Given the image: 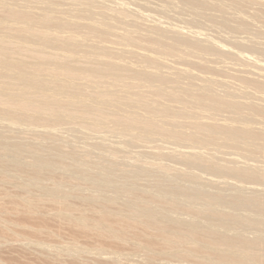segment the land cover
<instances>
[{
	"label": "bare ground",
	"instance_id": "bare-ground-1",
	"mask_svg": "<svg viewBox=\"0 0 264 264\" xmlns=\"http://www.w3.org/2000/svg\"><path fill=\"white\" fill-rule=\"evenodd\" d=\"M7 1L0 0V127L4 128V132L5 129L7 131L15 129V131H18L22 135L27 132L41 134L43 131H37L36 128L42 126L44 127L46 138L51 140L53 133L48 128L52 127L53 129L54 125L66 122L68 125L79 126L80 128L78 129H85L90 131V133L100 132L108 136L117 134L118 140L122 138L121 142L124 145L132 141L136 143L144 142L149 145L148 143L152 142L155 137H158L160 141H166L167 144L170 142L171 144L189 143L188 145H198V147H203L204 149L211 147L214 151L217 150L216 147L224 146L225 148L240 149L245 153H264V127L259 126L261 128L258 131L254 130L253 126L250 127L251 125H237L240 123L238 120L249 121L250 118H255L256 113L257 115L259 113L264 120V102L262 104H260L261 102L255 104L256 101L252 103V100L264 101V96H259L260 99L258 98V100L256 99V95L254 96L255 99H252L253 93H251L252 95L248 94L250 97L252 96L250 102V100L245 99L246 96L242 92V89H239V91L238 88L236 89V86L235 88L231 87L230 81L228 82L225 78V80L220 79V77L217 78L218 76L215 75L213 77L214 73L208 76V74H205L206 72H203L205 75L198 73L197 75L194 73L195 71H190L185 65V67H181L185 63L184 61H186L199 69H208L211 72L221 73L227 63L224 64L225 67H223V64L222 66L218 65L222 68L212 66V64H217L218 62L220 64V60L223 57L224 61L227 58L234 57L235 60L247 62L248 59L245 60L243 55L238 57L243 53L239 52L237 56L232 50H226L222 45L220 47L201 37V39L198 38V35L195 36V33L194 36L192 34L185 35L183 31L181 32V29L179 31L175 28L171 30L173 29L172 27L171 29L170 27L169 29L168 27L164 28L163 25L158 26L159 23L156 26V23H151L154 26H149L147 23L141 24L140 21L142 19H138V21L137 19H132V16H129L132 17L131 19L122 17V15H125L123 11L126 10L123 5L119 7L118 11L105 6L109 9V11L105 12L102 4L106 3L104 0L102 2H99V0H22L23 5L33 4L36 6L35 11L27 9L28 7L26 8V6H11ZM182 1L190 4V8H193L196 12L201 8L203 10V7L207 8L205 10H208V8L218 9V13L224 9L221 3L214 2L215 0ZM231 5L235 9L245 8V5H250L251 7L254 5L264 9V1L262 0H234ZM94 6L104 9V11L101 10L99 13H95L92 10ZM182 8L184 9L185 7ZM241 11L244 12L245 10ZM161 12L163 13V11ZM247 12L250 13V11ZM226 17L220 15V13L219 16H211L212 19L215 18L220 21V26L229 28L231 23L228 21L229 17ZM239 17L241 18V16ZM239 17H231L236 21V25H233L231 31L234 29L237 31L247 30L250 27L249 21L247 24L243 18L240 19ZM127 18L129 21H127ZM134 18L136 17L134 16ZM115 23L126 27L128 24H131L132 27L130 26V28L134 29V31H130L127 28L125 30L121 25H116ZM144 24L145 26L147 25L146 29H143ZM115 25L122 27L121 30H117ZM136 27H142L148 34L146 32V34H139V31L135 30ZM149 32L155 36L149 35ZM164 34L170 35L173 43H166V39H163ZM109 37L112 39V42H109V46L112 43L118 45V47L120 46L119 49L114 45L113 47L116 48L114 50L105 44L108 42L104 43L105 39ZM138 37H142L141 40H143V37H153V39L157 37L154 40L152 39L151 43H148V48L155 49L154 52L157 51L155 54L164 52V56L167 54L174 55V52L176 53L178 50L182 55L179 53L177 56L182 57L177 58V62L180 59L184 60L183 63L181 62L180 64L179 62L180 67L173 68L172 65L168 67L167 64L171 63L170 59V63H166V66L169 69L173 68V70L168 71L169 69L164 67V62L167 61L166 58V61H163L164 58L161 60V58L155 57L156 55L136 51L137 48H128L131 45L135 46ZM158 37H161L165 43ZM239 38L241 39V36ZM111 39L109 38L108 40ZM234 41L237 42V40ZM241 43H238V45H244ZM245 44L247 45V43ZM253 44L255 45V43ZM146 48L143 49L146 51ZM179 48L183 50L179 51ZM189 49H197L203 53L212 52L211 54L208 53L209 57L212 54L214 55V53L218 57H214L213 59L212 56L211 58L208 57L210 60L212 59L210 61L212 64L209 63L212 67H209L202 63L200 59L198 60L193 50L197 61L193 59V61L188 60V58L187 61L183 53L187 54ZM187 55L193 56L190 53ZM125 56L128 59L130 58V61H134V59L139 61L142 66H138L139 63L136 64V61L133 63L136 66L131 63L117 61L119 60L118 57L123 58ZM204 58L206 59L205 56ZM172 59L175 60L176 58ZM177 62H175V65L178 64ZM162 67L168 72L163 71ZM255 67L257 68L254 72L260 70L262 73L258 71V75L260 73V75H264L263 65H256ZM236 68L234 72L238 70ZM225 70L228 71V68ZM226 71L223 69V72ZM199 72L201 73V71ZM236 72L239 73V70ZM250 72L252 73V71ZM228 73L225 75H231V72ZM245 74L246 72H244ZM248 74L245 75L246 77L238 74L241 77V83H245V85L243 84L246 86L245 88H247L248 84H251L256 89L264 91V83H262L264 76L258 77V79L260 78L259 80L263 78L260 82L253 76V73V75L249 74L253 78H248ZM237 78L235 79L237 80ZM181 80H185L184 83L186 81L187 83L179 87L177 83L181 84ZM192 80L198 81V84L196 83L197 85L194 86L191 83ZM168 84H172L173 86L168 87ZM219 87H221V89H218L220 93L218 90L217 92L215 91ZM231 88L237 91L233 92V89L230 90ZM260 91L255 92L261 94ZM237 92L244 94L243 96L241 93L244 101H239L241 97L237 96L240 95ZM148 97L151 99H148ZM238 97L239 99L237 100ZM162 98L167 100L168 103H161L160 99ZM168 100L181 106H172ZM221 113H225L228 116V119H222H226L227 121H222L221 123L207 121V119L214 120L215 117L212 116L221 115ZM202 115L206 116H203L204 120H195L197 116ZM179 118L190 120L187 124H184V127L187 125L189 130L181 129L183 126H179L182 124L178 121ZM196 119L199 120V118ZM45 126H47V129H45ZM58 127L55 126L54 129ZM4 132L0 131V166L3 169L0 172V188L10 186L19 194L14 197L15 194L14 196H12L13 194L9 195V193L5 194L3 190L2 197L4 200L10 201L13 207H20L30 214L36 210L42 201L46 200L56 208L54 215L57 218L77 223L83 228H91L103 233L107 232L117 239H122L125 233L123 229L119 230L115 227L117 223H122L123 227L141 229L148 239L153 240L145 245H139L136 249L137 253L141 255L144 264H155V260L160 259L161 261V259L168 258L177 261L175 263L172 261L174 264H178V262L185 264V261L187 262L188 260L197 261L198 264H264V220L262 218L264 216V195L255 191L252 194L250 192L251 195H244L241 194V189L235 191V195L212 193L201 189L199 183L203 182L200 178L201 176L199 177L198 174L188 172V170H177L173 173V176L189 180L193 183L192 185L182 186L171 180L172 169L167 166L162 164L153 166L152 164L149 165V162V164L147 162L142 164L138 160L131 161L133 163L129 161L131 164L122 163V160L119 162L116 160L117 158L113 159L111 157L117 151L114 153L111 151V156L103 159L104 163L108 168H116L117 171L120 169L123 171V174L127 172L137 176L143 174L149 175L148 173H150L152 176L155 173H152V169L157 168V170H160L162 179L156 180L155 188L161 190L164 196L154 199L152 194L140 192L132 185L122 187L111 186L109 188H111L112 194L109 196H103V194L101 196L97 191L94 194L92 193L93 195L77 196L78 203L83 207L89 208V210H82L68 203L73 194L63 190L64 188L62 189V182H70L71 185L78 184L77 182L79 181L75 180V176L69 175V171L74 173L81 172L83 175L84 173L88 174L87 176L90 180L93 179L95 182L103 169L100 167L95 171H90L89 169H85V167L83 168L85 166L83 163L91 155L92 150H80V152L68 150V153H59L56 159H51L43 155V151L40 150L41 145L37 147L34 144L28 146L20 142H12L11 140L9 142L10 138L8 141H4V138H8L7 136L5 137L6 134ZM42 136L38 135L37 137ZM141 144L143 145V143ZM104 145L103 143H94L90 147L92 149H103L105 148ZM193 145L190 147L191 149L187 146L190 150L186 147L185 151L182 150L183 148L177 150L179 148L175 146V148L167 150L161 147V150L165 149L167 152L164 153L163 150L162 152L158 151L156 155L174 158L184 167L191 168L190 170L194 168L192 171L198 168L209 176L224 178V181L219 180L220 184L221 182L225 185L227 184L225 178L256 182L252 184L264 183V168H256L257 166L254 163L255 167L247 163L245 167L232 166L235 162V159H233L235 155L231 158L232 162L230 159V166L222 164V161V163H218L215 159L218 156L217 154L216 156L213 155L214 160L212 154H210L212 158L206 157L202 152L195 150L196 147L194 146L195 148H193ZM121 146L123 145L121 144ZM213 149L212 152H214ZM240 150L238 151L241 152ZM207 153L209 154L208 151ZM216 153H218V150ZM24 154H28L26 157L30 158L27 160V163L22 161ZM66 154L72 156L68 162L64 159ZM247 157L250 156L247 155ZM55 164L58 166H55ZM236 164L239 165L238 163ZM8 170H15L18 171L16 174L25 175L26 181L20 182V180H17L19 179L18 177L14 179V177L9 175ZM157 170H155L156 175L159 172ZM15 171L10 172L13 173ZM206 179H209L208 183L214 184L216 181L213 179L210 181V178ZM46 180L51 182V187L45 186L44 181ZM73 180L76 182H73ZM90 180H88L87 185L90 187L93 185L96 188L95 190L98 189V191L102 188L101 183L96 185L94 183L88 184L92 182H89ZM83 182L85 181L81 183ZM215 185H217L216 182ZM257 186L260 185L258 184ZM177 196L183 197L186 204H188L185 207H181V209L183 208L184 213L189 217L187 215V217H175L174 211L180 208L178 198L176 199ZM149 199L153 200L154 204H156V201L164 205L167 208V210L165 209L167 212L165 214L159 212L157 207L160 205L156 204V206H159L155 207L154 204L149 203ZM221 208L224 210H226L225 208L227 210L230 209L232 212L224 211ZM235 210L237 212L238 210L239 212L240 210L244 211L245 214H236L233 212ZM170 212L173 214L171 215ZM197 218H201V220L207 222V225L200 223ZM239 230L242 232H244L243 230H249L253 234L252 236L249 235V237L245 234L243 235ZM61 251L66 253L72 252L73 255L79 253L78 250L71 247H62ZM113 260L118 261L119 257L114 256ZM165 262L170 263L168 260Z\"/></svg>",
	"mask_w": 264,
	"mask_h": 264
},
{
	"label": "rangeland",
	"instance_id": "rangeland-1",
	"mask_svg": "<svg viewBox=\"0 0 264 264\" xmlns=\"http://www.w3.org/2000/svg\"><path fill=\"white\" fill-rule=\"evenodd\" d=\"M95 1H98V0H95ZM107 1H109V2H107ZM171 1L173 2V4H171L172 3ZM171 1L170 0H106V1L104 0V2H106V3H102V4L104 6L105 12L109 11V9L118 11L119 7L121 5H123V7L126 9L123 12H125V15L127 13V15L126 16L122 15V17H125V18L128 17L130 19L133 17L132 19H135V20L136 19L137 20L138 19H140V20L142 19V21L146 20L147 22L146 21L145 22L144 21L143 22L140 21V22H141V24H143V23L146 24L147 23V25H149V26L150 25L154 26L153 24H155V23H156L155 24V26H156L159 23L158 26H162L163 25L164 28L168 27V29H169V27H170V29L172 27L173 29H171V30H174V28H175V29H178V31H179V29H181V32L183 31V33H185V35H191L192 34V36H194V33H195L196 34L195 36L198 35L197 36L198 38L201 37L202 39L208 40L210 43H212V44L214 43V45L217 44V46L219 45L220 47L222 45V47L224 46L226 48V50H230V51L232 50V52L235 53L236 55L239 54V52L243 53V54H240L239 56L238 55L237 56L240 57V56L243 55L245 60L248 59L247 62L238 61V59L235 60L234 57L227 58V56H225L227 58V59H225V61H227V62L224 61V57H223V59L220 57L221 60H222V61L220 60V62H221L220 64H219V62L217 64H212V62H210V61H212V59L214 57H218L217 55H215V53H214V55L212 54L209 57V54H211L212 52H210V53L208 52L209 53L208 54V53H205V52L203 53L202 51H198L197 49H195V50L194 49H189L190 51L188 50V53L192 54L193 56L187 55L188 53L185 54V52L183 53L184 54L183 56H185L184 58H186V60L188 58V60L189 59L190 60L193 59L194 61H197V59H196V56H197L198 60L200 59V61L202 63H204L205 65H208L209 67L211 66V64H212V66L214 65L216 67H220L223 64V67L226 66L225 68H223L224 71H226L225 69H227V68H228V71L223 72V69H222L221 73H223V74H221L220 72H211V70L208 71V69H199L198 67H196L194 65H190L189 63H187L184 60L178 59L180 64H181V62L183 63V61L186 63V64L184 63L181 66L179 64V62H177V58L182 57V56H179V57L177 56L180 53V52H178V50H177L178 53L176 52L177 53L176 54L174 52V55L173 54H167V55L164 56V52H161V53L159 52L158 54H155L157 52V51L154 52L155 49L148 48L149 47L148 43L149 42L151 43L153 37H150L151 39L149 37H143V40H141L142 37H138V39L140 38L139 39L140 42L137 39V43L135 44L134 47H133V45L128 47V48L132 47L131 49H136L137 48L136 51L138 50V51H141V52L143 51L145 53H149L151 55L153 54L154 56L156 55L155 57H159V59L161 58V60L164 58L163 61H166L165 60V58H166L167 61L164 62L165 63L164 67H166V69H169L168 67H170V65H172L173 68H176L178 66L179 67L180 66L181 67H185L186 66V68H188L190 71H193V72L195 71L194 72L195 74H197V73L198 74H203V72L204 73L206 72L205 73L206 75L208 74V76L209 75L211 76V74L214 73L213 77L218 76L217 78L220 77V79L221 78L222 79L225 78L228 82L230 81L229 83H231L230 84L231 87L235 88V86H236V89L237 88H238V90L242 89V92L246 96L245 99L246 100H250V102H251L252 99H255V97H254L255 95H256V99H258L259 96H261V97L264 96V94H263L264 91L262 89H261L262 91H260V90L256 89L255 87H253L251 84H248V86L249 85H251V86H249V87L247 86V88H245L246 87V86H244L245 83H243V82L241 83V80H240L241 77H239V75H238V74H240V75L243 76L244 72H246V74L249 73L250 75L253 73L254 75L253 74L252 75L254 77H256L257 79H258L259 76H260V78H261V76H264V75H260L262 73L260 70H258V71L261 72L259 75H258V73H259L258 71H255L256 73L254 72V70H256V68H257V67H255L256 65H261V66L263 65L264 66V41H263L264 40V16H263L264 15V9L258 8V7L254 6V5H252V7L250 5H248L250 7L245 5V8L242 7L240 9L239 8L235 9L231 5V3L234 0H230V1L229 0H215V1L213 0L214 2L221 3V6L224 8L223 9L224 14H223V11H222V12H219L220 15L225 16V17L226 16L229 17L232 14L233 16H238V17L241 16V18L240 17L239 18L240 19L243 18L246 21L247 24H248V21H249V24H250L249 28L250 29L247 28V30L246 29L245 30H241L244 33L243 34L240 30L237 31V30L234 29L235 31L234 30L231 31L233 29L232 28L233 25L234 26L236 25L235 19L233 20V18H231V17H233L232 15L229 17L230 19L228 18L229 23H231L230 27L229 28H223L222 26H220L221 24H220L219 20H216L215 18H213V19L211 18V16H219L218 9L208 8V10H205L207 8L203 7V10H202V8L201 9L199 8L200 10H197L198 12H196V10H194L193 8H190L191 7L190 4L185 3L182 0H181V2H179L180 0H171ZM176 1H178L176 3L177 5L175 4ZM262 1H264V0H262ZM7 2L11 6H14V7H17V6H19V7L20 6H24L25 7L26 6V8L28 7L27 9H31L32 11L36 10V8H35L36 6H34L33 4H31L32 6L30 4L23 5V1L22 0H11V1L8 0ZM99 2H102V0H99ZM16 3H17V5H16ZM109 5H110V7H109ZM105 6H107V8H109V9H107ZM181 6L185 7L184 8L185 11H184V9ZM96 8H97V10H96ZM104 9H101V8H98L97 6H94V8L92 10L95 13H99L101 10L104 11ZM241 10H245V11L243 12ZM161 11H163V13ZM238 11L241 12V13H239ZM247 11H250V13H248ZM205 12H207V13H205ZM135 13H138V14L135 15ZM122 14H124V13H122ZM245 15H246V17H244ZM129 16H132V17H129ZM134 16L136 18H134ZM137 16H139V17H137ZM128 18H127V21H129ZM150 18H151V20H150ZM151 23H153V24H151ZM115 24L117 25L118 23H115ZM145 24H144V27L142 25L143 29H146L145 27L147 25L145 26ZM116 25H115V28L117 27ZM118 25H121L123 27V29L127 28L128 30L130 29V31H134V29L130 28V26L132 27L131 24H128L127 27L122 25V24H118ZM122 27L118 26L116 29L117 30H121ZM142 27H136L137 29L135 28V30L139 31L138 32L139 34L140 33L141 34L142 33L146 34L147 33L146 30H143ZM235 33L236 34L238 33V35H236ZM150 34L151 33L149 32V35ZM151 35L155 36L153 34H151ZM164 35H163V39H166L165 40L166 43H168V44L169 43H173L172 37H170V35H166V34H164ZM240 36H241V39L239 38ZM244 36H247V37H244ZM250 37H252V38H250ZM109 38L111 39V37H109ZM109 38H106V39L108 40ZM156 38L157 37H154V39H156ZM158 38H160L162 42L164 41L161 37H158ZM106 39H105L104 43L108 42V43H105V44H107V46H109V42H112V39L108 40V41ZM234 40H237L238 43L242 42L244 45L239 46L238 43L236 41H234ZM165 41L163 43H165ZM245 43H247V45ZM253 43H255V45ZM137 44H140V45H137ZM114 45L115 44L110 43L109 47L114 49V50H116V48L113 47ZM115 46L118 49L120 47V46L118 47V45H115ZM146 47L149 49V51H147L148 49ZM143 48L144 49L146 48L147 52ZM180 50L182 51L183 49L179 48V51ZM196 51H197V53H196ZM193 52L195 53L196 56L194 55ZM180 54L182 55V53H180ZM169 55L172 56V57L169 58L170 57ZM198 55L199 56L202 55V56L199 57ZM174 56H176V57H174ZM204 56L206 57V59L204 58ZM211 56H212V59L210 60L209 58H211ZM172 58H176L175 59L176 61L173 60ZM118 59L119 60H117V59L116 60L119 61V62H122V63H126L127 62V63L133 64L135 61L137 62L136 64L139 63V61H137L135 59H134V61H130L129 60L130 58L128 59L126 56L123 57V58L118 57ZM123 59H124V61H123ZM170 59H171V61H170ZM174 61L177 62L179 65L177 63H176L177 65H175ZM166 63H170V64H167L168 67L166 66ZM209 63H211V64H209ZM136 64H133V65L136 66ZM224 64H226V65L224 66ZM243 64H244V66H243ZM174 65H175V67H174ZM218 65H220V66H218ZM138 66H142V65H140V63H139ZM227 66H229V67H227ZM164 67H162V70L166 72L167 70ZM233 67H235V68L237 67L236 69L239 70V73L236 72L238 70H235V72H234L235 68L233 69ZM243 67H245V68H243ZM173 68L172 69L170 68L168 71H170V70L172 71ZM220 68H222V67H220ZM197 70H198V72H197ZM242 70H243V72H242ZM199 71H201V73ZM247 71H249V72H247ZM250 71H252V73ZM228 72L229 73L231 72L230 73L231 75H225ZM240 72H242L243 74L240 73ZM216 73H220L221 76H220V74L217 75ZM234 73L235 74L237 73L236 75H238V76H236ZM205 74H203V75H205ZM232 74H234V75L232 76ZM263 74H264V71H263ZM245 75L243 77H246ZM250 75H249V77L248 76L247 77L248 78H253V76H250ZM229 76L233 77V78H230ZM236 77H238L239 79L237 78V80H236L235 79ZM261 80H259V81L261 82ZM195 81L196 80H192L191 81V83L194 86L198 84V81H196V82ZM262 81H263L262 83H264V79ZM184 82H185V80H181L180 81L181 84L177 83V86L180 87V86H183V85H185L187 83V81H186V83H184ZM239 84L242 85V86H240ZM169 86H173V85L172 84H168V87ZM215 87H214V89H215ZM218 89H221V87L216 88L215 91L217 92ZM232 89L233 88H231L230 90H232ZM218 91L220 93V90H218ZM232 91L236 92L237 90L233 89ZM255 91L256 92L260 91L261 94L260 93L257 94ZM242 92H237L238 94L240 93V95H237V96H239V97H241L242 95L244 96V94ZM246 92H247V94H246ZM241 93H242V95H241ZM251 93H253V95ZM248 94L253 96V97L251 96L252 99H251L250 95H248ZM235 95H236V93H235ZM247 96H248V99H247ZM150 97H148V99ZM239 97L237 98V100L239 99ZM235 99H236V97H235ZM240 99L241 100H239V101H241V102L244 101L243 100L244 97L243 98L241 97ZM168 101H170V100H168ZM252 101H253L252 103H254L256 101L255 104H259V102H261L260 104H262V102H264L262 100L261 101L260 100L259 101L252 100ZM160 102L163 103V104L168 103L167 100H165L164 98L160 99ZM170 102L171 103H169V104H171L172 106H175V105L177 106L178 105L177 103L174 104L172 101H170ZM263 105H264V103H263ZM256 115H257V113H256ZM256 115L254 116L255 118L252 117V118L249 119V121L248 120H238V121H240V123L237 122L238 123L237 125H240V126L242 125L243 126V125L247 124L249 126L251 125L250 127L253 126L252 128L254 130H258V129L260 130L261 127L262 128L264 127V120L262 119L261 115H259V113H258L259 116L258 115L256 116ZM203 116L206 117L205 115L197 116L196 118H199V120L196 119V118H195V120L196 121H202V119L204 118ZM200 117H201V120H200ZM212 117H215V119L214 118H213L214 120H212V119L210 120V119H207V118H205V119H207L208 122L213 121V122H220V123L222 121H227L226 119L225 120H222V119H224V118L228 119V116L225 113H221V115H219V114L218 115H214ZM259 119H261V120H259ZM178 121L180 123H182L181 125H179V126H183V127H181V129L189 130V127L187 125H185V127H184V124H187V122L190 121L189 119H185L184 120V119L179 118ZM58 125H59V127H58ZM58 125H54L53 129H52V127L48 128L49 131L51 129V131L53 133V138H51V140H48L46 138L45 133H44L45 130L43 129L44 127H42V126L39 127V128H36L37 131L38 130H40V131L42 130L43 131V132H41V134L40 133H36L35 134L33 132H31V133L27 132V133L22 135L18 131H15V129L13 131L12 130H8L7 131V129H5V132H4V128H1V127H0L1 128L0 131L2 130L4 132V134H6L5 137L6 136L8 137V138H4V141H6V140L8 141V139L10 138L9 142L11 140L12 142L13 141L15 143H19L20 142V143H23L24 145H28V146L34 144L37 147L41 145L40 146V150L43 151L42 152L43 155L45 157H49L51 159H56L59 156V153L60 154L65 153V152L68 153L69 152L68 150H70V151L74 150V151L80 152V150L81 151H89L91 149L92 150L91 155L87 158V160L84 161L85 163H83V164L85 166H83V168L85 167V169H89L90 171H95V170H97L98 168L101 167L103 169V171L96 178L95 182L96 181L97 182L95 183L93 181V179L90 180V178L87 176L88 174L84 173V175H83V173H81V172H79V173L75 172L74 173V172H70V171L68 172V174L72 175V176H75V180L77 179V181H79V182H77L78 184L75 183L74 185H71L70 182H66V181L62 182V189L64 188L63 190L69 191L70 193L73 194L72 195L73 197L71 198L70 201H68V203L73 205V206H75V207H77V208H80L82 210H89V208L86 207V206H84V207L81 206V204L78 203L79 201L76 198L77 196L78 197L86 196V195L88 196L89 194L91 195L92 193L93 194L96 193L95 191H97V193L100 194L101 196H102V194H103V196H109V195L112 194L111 190H110L111 188H109L111 186L122 187V186L132 185L133 187H135L140 192H146V193L148 192L149 195L152 194L154 199L155 198H159V196L161 198L164 196V193L161 190H158L157 188H155L156 180L162 179V177L160 176L161 172H160V170H157V168L152 169V173L153 172L156 173L155 170L159 171L160 173L157 172L158 175H156L155 173H154L155 175L151 173L152 176L150 175V173H148L149 175L143 174V175H137V176L131 175L130 173H127V172L125 174H123L122 173L123 171H121L118 168L117 169L119 171H117L116 168L115 169L114 168H112V169L108 168L106 166V164L104 163L103 159L107 158V156H111L110 154H112V152L114 153L116 151H117L116 154L115 153H114L115 155L112 154L111 157H113V159L117 158L116 160H118L119 162L122 160V163L131 164L134 161L138 160V162L142 163V164L146 163V162L147 163L149 162L150 163V164L148 163L149 165L152 164L153 166H156V164H158V165L162 164L164 166H167V167L171 168L172 169L171 170V175L172 176H170V178H172L171 180L173 182L177 183V184H181L182 186L190 185V184L192 185L193 183H191V181H189V180H184V179H180L179 177L173 176V173L175 171H177V170H182V171H184V170L187 171L188 170V172H192V173L198 174L199 177L201 176L200 178H201L203 183H204V181H206L204 184L203 183H199V185L201 186V189L207 190V191L212 192V193L215 192L216 194L217 193L218 194L221 193V194H224V195L225 194L226 195H232V194L235 195L234 194L235 191H239L241 189L240 192H241V194H244V195H251L253 193V191H255L256 193H259L261 195H264V183L252 184V183H256V182L242 181V180L238 181L237 179L233 180V178H229V179L225 178V181L227 182L228 185L227 184L225 185L223 182H221V184H220L219 182L220 181H224V178L221 179V177L219 178V177L209 176L207 173H205L204 171H202V170H200L198 168H195V170L192 171L194 168L192 170H190L191 168L188 169V168L184 167L182 164H180V162L178 160H176L174 158H171V157H168V156H165V155H162V156L156 155V153L158 151L162 152V150H163L164 153H165V152H167L166 151L167 149H173L175 147L179 148L177 150H180V149L183 148L182 150L185 151L187 146L190 148L193 144H190V145H188L189 143H184V144L183 143H179V144L178 143H172L171 144V142L167 144L166 141H160V139L158 137L157 138L155 137L154 140H152V142L148 143L149 145H147V143L145 144L144 142H141V143H143V145H142L140 142L136 143L134 141L124 145V143L121 142L122 138H121L120 135H119V137L121 139L118 140V138H117L118 135L117 134H113L112 136L109 135L110 136L109 137L108 135H106V134L104 135V133L101 134L100 132H91L90 133V131L82 129V128H81L82 130H80V129H78L80 127L76 126V125L73 126L72 124H70L72 126L71 127L66 122L63 123V124L62 123L58 124ZM55 126L58 127V128L54 129ZM259 126H261V127H259ZM45 127H46L45 129H47V126H45ZM73 128H74V131H73ZM10 131H11V133H10ZM42 133L44 134V136H42L43 135ZM35 135H37V136L41 135L42 137H37ZM114 135L115 136L117 135V136L115 137ZM263 138H264V135H263ZM94 143L95 144L96 143H103V145L105 144L104 145L105 148H103V149H98V148L92 149L90 146H91V144H94ZM121 144L123 146H125V147L121 146ZM177 145H179V146H177ZM161 147L162 148H166V150L165 149L161 150ZM108 148H109V150H108ZM122 148H124V149H122ZM158 148H160V149H158ZM193 148H195V150H197V151L202 152L206 157H211L210 154H212V156L213 155L216 156V154H217L218 156L215 159H216V161L218 163H222L223 162L222 164H226V165L230 166V164H231L230 163V159L233 158L234 155H235V157L233 158V159H235V162L232 164V166L235 165V166H238V167H242V166L245 167V166H247V164H249V165L252 164V166H254V167L256 165L257 166L256 168H264V166H263L264 165V153H261V152H257V153L255 152V153L251 154L249 152L245 153L243 150L241 151L240 149H238V150H240L241 152H239L238 150H236L234 148H229V147L225 148L224 146L223 147H216V149L218 150V153H216V151H217L216 149H215L216 151H214V149L211 148V147H206V149H204L203 147H198V145H193ZM111 149H113V150H111ZM212 149H213V151L215 153L212 152ZM207 151L209 152V154L207 153ZM242 152H244V153H242ZM241 154H242V157H241ZM243 154H245V155L247 154L250 157H247V155H246V157H244L245 155L243 156ZM260 154H261V156H260ZM26 156H28V154L27 155L24 154L22 156L23 158L21 157L22 161L23 162L25 161V163H27V160L30 159V158H27ZM251 156H254L255 159H253L254 157H251ZM262 156H263V159H262ZM71 158H72V156L70 154H66V157L64 159L68 162V161L71 160ZM221 158L224 159V160H222ZM237 158H238V160H237ZM247 158H250L254 162L251 161L250 159H247ZM213 159H214V156H213ZM129 161L130 162L133 161V162L130 163ZM231 162H232V159H231ZM236 163H238L239 165H237ZM55 166H58V165L55 164ZM54 167H52V168H54ZM0 168H1V166H0ZM2 171H3V169L1 168L0 172H2ZM8 171H9L10 174L8 173ZM8 171H7V173L10 176L14 177V179H15V177H18L19 179H17V178L16 179L20 180V182H25L26 181L25 180L26 179L25 175L18 174V173L16 174V172H18V171H15V170H8ZM10 171L11 172L15 171V172L11 173ZM103 172H104V175H103ZM11 174H13V175H11ZM99 176H101L100 178H102V179H100ZM104 176L106 177V179H105ZM148 177H149V179H148ZM159 177H161V178H159ZM206 178H210V181H211V179L216 180L215 182H216L217 185H215V182H214V184L213 183H208L209 179H206ZM87 179L90 180L89 182L92 181L91 183H88V184H93L94 183V185H96L98 183H101L102 184L101 185L102 186V188H101L102 190L100 189L101 191L99 190L100 191L99 192L98 189L95 190L96 188L93 185H92V187L87 185V182H88ZM75 180H73V182H76ZM82 181H85V182L81 183ZM44 184H45L46 187H51V182L50 181L46 180V181H44ZM258 184L260 186H257ZM152 185H153L154 188L152 187ZM236 185H237V187H236ZM92 188H94V189H92ZM150 188H151V190H150ZM3 190H4L5 194H7V193H9V195L13 194L12 196H14V194H15L14 197L19 195V194H17L15 189L10 187V186H8V187L5 186L2 189L0 188V264H144L143 261H142L141 255L137 253L136 249H137V247L139 245H145L148 242H152L153 240L152 239H148V237L145 236L144 232L141 229H138V228H127L125 226L123 227L122 223H117L115 227L118 228L119 230L123 229V231L125 232L123 234L122 239H117V238H114L113 236H111L110 234H108L107 232L103 233V232H98L96 230H93L91 228H83L82 226H80L77 223L57 218L54 215L55 211H56V208L50 202H48L46 200L42 201V203L36 208V210L34 212L28 214V213H26V211L24 209H22L20 207H13L12 203L10 201L4 200V198L2 197V194L4 193ZM14 192H16V193H14ZM240 192H238V193H240ZM250 192H251V194H250ZM159 193H161V194H159ZM179 198L182 199V200H180ZM73 199H76V200H73ZM176 199L178 200V204H179L180 208L177 209V211H174V213L176 215V216L175 215L174 216L175 217H180V218L181 217H187L188 215L186 213H184L183 208L181 209V207H185V205L187 206L188 204H186V201H184L183 197H180V196L178 197L177 196ZM152 201L153 200H150L149 203H152V205H153L154 203ZM155 203L159 204V202H156V201H155ZM156 204H154L155 207H157L159 205L161 206V207L160 206L157 207V210L159 209V212H161L163 214H165L167 212L166 211L167 208L164 205H161V203H160L159 205L156 206ZM221 209H223V208H221ZM225 209L227 210V208H225ZM226 210H224V211H226ZM229 211H231V210L228 209L227 212H229ZM233 212L236 213V214H239V213L240 214H245V212L241 211V210H240V212H239V210H238V212H237V210H235ZM170 214H171V212H170ZM262 218L264 220V216ZM198 221L200 223L204 224V225H207V222H204L203 220H201V218L198 219ZM239 231L243 235L245 234L247 236H249V235L252 236V234H253V232L249 231V230H243L244 232H242L241 230H239ZM62 247L75 248L76 250L79 251V253L73 255L72 252H70V253L63 252V251H61ZM114 256L115 257L116 256L119 257V260L118 261H114L113 260ZM164 260L165 261L168 260V261H170V263L165 262ZM172 261L174 263L177 262V261H174L173 259L170 260L168 258V259H161V261H160V259L155 260V264H171V263L174 264ZM189 261H191V262H189ZM182 263H184V262H182ZM186 263H188V264H192V263L198 264L197 261L195 262V261H192V260H188L187 262L185 261V264ZM178 264H180V262H178Z\"/></svg>",
	"mask_w": 264,
	"mask_h": 264
}]
</instances>
